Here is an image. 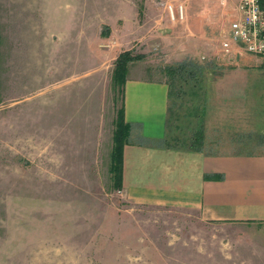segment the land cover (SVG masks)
Masks as SVG:
<instances>
[{
	"label": "rangeland",
	"instance_id": "374dc122",
	"mask_svg": "<svg viewBox=\"0 0 264 264\" xmlns=\"http://www.w3.org/2000/svg\"><path fill=\"white\" fill-rule=\"evenodd\" d=\"M77 3L62 7L69 20L51 23L49 35H21L12 27L18 23L0 22V264L198 263L199 238L184 211L133 205L112 184L121 95L111 73L116 55L129 50L140 56L126 62L125 77L165 81L163 66L189 58L208 66L205 80L212 82L221 73L212 53L237 55L235 47L221 49L218 35L233 0ZM165 3L181 4L182 17L170 20ZM256 58L252 78L264 81V56ZM174 79L166 142L185 147L195 107L207 104L191 81ZM228 116L224 122L233 126L203 118L207 148L230 147L239 121ZM132 129L127 141L138 140Z\"/></svg>",
	"mask_w": 264,
	"mask_h": 264
},
{
	"label": "crops",
	"instance_id": "0c3cea01",
	"mask_svg": "<svg viewBox=\"0 0 264 264\" xmlns=\"http://www.w3.org/2000/svg\"><path fill=\"white\" fill-rule=\"evenodd\" d=\"M76 3L81 4L80 0H0V22L18 23L12 27L21 35H35L38 29L49 35L51 23L69 20L62 7ZM34 21L40 24L35 27ZM212 54L221 73L212 82L207 78L203 82L207 104L203 118L216 117L218 123L234 113L237 121L253 125L238 122L237 130L229 133L228 149H209V141L202 150L155 144L167 131V84L126 76L123 118L133 127V135L144 140L122 146L119 194L133 205L184 211L194 221L192 237L199 238L193 243L201 261L194 264H264V81L252 78L259 72L255 55L238 49L237 55H227L229 59L219 50ZM227 124L220 127L233 126ZM241 150L258 153L235 154Z\"/></svg>",
	"mask_w": 264,
	"mask_h": 264
},
{
	"label": "trees",
	"instance_id": "16d2710c",
	"mask_svg": "<svg viewBox=\"0 0 264 264\" xmlns=\"http://www.w3.org/2000/svg\"><path fill=\"white\" fill-rule=\"evenodd\" d=\"M103 34H106V32H103ZM140 55H132L129 50H125L120 52L116 55L113 61V69L111 73V80L112 83L115 85L117 84L119 86V91L121 95V102L119 108L115 111V120H114V129L112 133V147L110 152V167L109 171L111 172L112 177V184L115 188L119 189L121 185V149L122 146L129 142L126 139V136L128 134V125L124 118H123V109H122V87L125 79V65L126 62L134 59L139 58ZM188 67V68H187ZM208 66L195 62L189 58H184L180 61H175L174 63L170 65H166L162 67V72L165 75V82L167 84V119H166V135L162 139L156 140L155 144H164L165 146H171L166 142L167 135H168V112L170 111L171 107V94L176 90L173 87H175V81L174 76L179 80H185L186 82L191 81L192 85L191 88L193 90L201 92L202 96L204 94V91H202L203 88V81L205 80V70ZM212 67V66H211ZM191 71H190V69ZM194 69V71L192 70ZM197 79V80H196ZM194 80V81H192ZM202 85V86H201ZM195 110L197 111L195 116V125L192 126V129L190 133L188 134V143L185 144V147L187 149L192 150H202L204 147V135H203V115H204V107L202 104H198L195 107ZM138 140H144L142 138H138ZM243 140V139H242ZM180 147V146H175ZM182 147V146H181ZM211 152V151H210ZM258 152H254L251 150H241V151H235V154H256Z\"/></svg>",
	"mask_w": 264,
	"mask_h": 264
},
{
	"label": "built area",
	"instance_id": "2783aa9c",
	"mask_svg": "<svg viewBox=\"0 0 264 264\" xmlns=\"http://www.w3.org/2000/svg\"><path fill=\"white\" fill-rule=\"evenodd\" d=\"M226 0H220L225 3ZM170 20L182 17V6L164 4ZM219 44L224 52L235 47L255 56H264V0H233L232 18L219 30ZM120 193V189H117Z\"/></svg>",
	"mask_w": 264,
	"mask_h": 264
}]
</instances>
